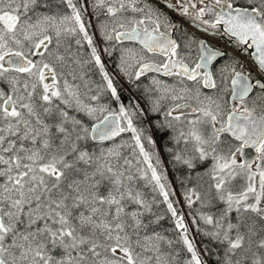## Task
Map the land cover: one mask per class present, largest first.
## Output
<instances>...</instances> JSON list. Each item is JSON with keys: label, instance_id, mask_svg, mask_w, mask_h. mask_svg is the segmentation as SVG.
Wrapping results in <instances>:
<instances>
[{"label": "snow or ice", "instance_id": "snow-or-ice-1", "mask_svg": "<svg viewBox=\"0 0 264 264\" xmlns=\"http://www.w3.org/2000/svg\"><path fill=\"white\" fill-rule=\"evenodd\" d=\"M0 264H264V0H0Z\"/></svg>", "mask_w": 264, "mask_h": 264}, {"label": "trees", "instance_id": "trees-1", "mask_svg": "<svg viewBox=\"0 0 264 264\" xmlns=\"http://www.w3.org/2000/svg\"><path fill=\"white\" fill-rule=\"evenodd\" d=\"M174 175L175 176H179V175H181V173L179 171H177V172L174 173ZM172 178H173V174L170 173V179H172ZM174 187H177V185L174 184ZM164 226L165 227H169V228L171 227V225L167 221L164 222Z\"/></svg>", "mask_w": 264, "mask_h": 264}, {"label": "flooded vegetation", "instance_id": "flooded-vegetation-1", "mask_svg": "<svg viewBox=\"0 0 264 264\" xmlns=\"http://www.w3.org/2000/svg\"><path fill=\"white\" fill-rule=\"evenodd\" d=\"M177 19H178V18H177ZM188 30L191 31V32H195V29H193V28H189ZM196 34L199 35L198 32H196ZM109 66L111 67V62H110V61H109Z\"/></svg>", "mask_w": 264, "mask_h": 264}, {"label": "rangeland", "instance_id": "rangeland-1", "mask_svg": "<svg viewBox=\"0 0 264 264\" xmlns=\"http://www.w3.org/2000/svg\"><path fill=\"white\" fill-rule=\"evenodd\" d=\"M167 166V165H166Z\"/></svg>", "mask_w": 264, "mask_h": 264}]
</instances>
